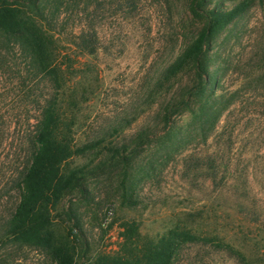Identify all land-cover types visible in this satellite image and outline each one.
<instances>
[{
  "label": "rangeland",
  "instance_id": "obj_1",
  "mask_svg": "<svg viewBox=\"0 0 264 264\" xmlns=\"http://www.w3.org/2000/svg\"><path fill=\"white\" fill-rule=\"evenodd\" d=\"M75 1L55 22L64 50L79 60L76 66L95 87L78 115L75 142L107 136V142L122 146L144 128L161 134L163 98L148 94L187 43L182 31L199 24L184 13L185 0ZM84 39L96 42L94 55L78 48ZM210 52L211 69L220 78L217 92L230 98L231 105L207 142L193 135L181 152L163 149L159 137L143 145L136 161V205L122 203V175L116 168L91 175L84 196L74 192L62 200L54 227L66 233L79 222L87 240L82 261L118 252L128 226L150 239L176 224L217 234L253 260H264V0H253L216 37ZM7 61L0 63V122H34L39 104L28 95L34 83L22 80L25 61L16 54ZM183 118L186 122L188 114ZM127 120L132 123L126 125ZM121 125H126L121 132L110 134ZM15 131L13 127L0 148V224L17 204L15 180L28 156ZM85 160L77 155L72 163ZM0 264L51 262L40 249L10 246L0 248ZM176 264L239 263L223 250L199 244L186 246Z\"/></svg>",
  "mask_w": 264,
  "mask_h": 264
},
{
  "label": "trees",
  "instance_id": "obj_2",
  "mask_svg": "<svg viewBox=\"0 0 264 264\" xmlns=\"http://www.w3.org/2000/svg\"><path fill=\"white\" fill-rule=\"evenodd\" d=\"M252 2L233 0L228 5L214 0H185L184 13L199 24L195 29L182 31L187 43L157 77L148 94L149 98H163L158 111L162 133L152 134L151 128H144L130 143L119 146L107 142V136H97L81 145L75 142L78 115L91 100L95 87L93 79L76 66L79 60L64 50L55 22L64 9L77 2L0 0V63L6 65L8 56L13 54L25 61L27 72L22 80L34 83L28 95L39 104L34 122L32 118L18 126L0 122V148L14 127L18 139L27 146L28 155L15 180L17 204L0 224V248L34 247L43 251L51 264H176L186 246L200 244L227 252L239 264H264V260H253L217 234L199 233L181 224L150 239L128 226L118 252L100 253L82 261L87 240L79 222L66 233H59L54 227L55 213L64 197L74 192L84 196L89 191V177L107 168L120 170L122 203L136 205V161L143 145H149L156 137L163 149L174 152H181L193 135L207 142L231 105L230 98L217 92L220 78L218 70L211 69L214 59L210 50L216 37ZM96 45L84 39L78 48L94 55ZM184 114H188L186 122ZM131 123L127 120L126 125ZM126 125L113 128L110 134H118ZM77 155L84 156L85 162L73 164ZM210 175L215 179L213 172ZM69 218L72 220V215Z\"/></svg>",
  "mask_w": 264,
  "mask_h": 264
}]
</instances>
